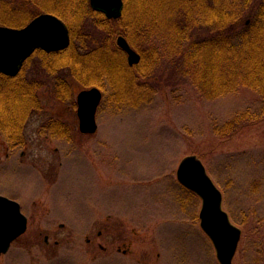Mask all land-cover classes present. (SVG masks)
I'll list each match as a JSON object with an SVG mask.
<instances>
[{"label":"rangeland","instance_id":"rangeland-1","mask_svg":"<svg viewBox=\"0 0 264 264\" xmlns=\"http://www.w3.org/2000/svg\"><path fill=\"white\" fill-rule=\"evenodd\" d=\"M163 61L149 98L116 102L106 91L97 132L83 134L75 103L86 87L71 80L73 99L61 102L40 59L30 60L26 77L47 83L44 110L23 145L0 132V195L21 205L28 230L0 264H220L200 227L201 199L177 180L189 155L203 162L243 230L233 264H264V100L247 88L208 99L180 60ZM247 111L259 117L218 135ZM54 121L69 131L51 129Z\"/></svg>","mask_w":264,"mask_h":264},{"label":"trees","instance_id":"trees-1","mask_svg":"<svg viewBox=\"0 0 264 264\" xmlns=\"http://www.w3.org/2000/svg\"><path fill=\"white\" fill-rule=\"evenodd\" d=\"M123 1V15L115 20L90 0H0V26L23 28L50 13L71 33L67 49H38L17 77L0 73V132L12 145L25 143L26 126L44 110L40 91L47 83L25 75L33 57L53 77L55 96L64 103L73 99L71 80L104 94L111 90L116 102L146 100L155 89L148 81L164 59L180 60L183 76L208 99L247 88L264 100V0ZM119 36L139 54L138 65H129ZM258 117L243 112L217 133L229 136ZM50 128L69 131L59 121Z\"/></svg>","mask_w":264,"mask_h":264},{"label":"water","instance_id":"water-1","mask_svg":"<svg viewBox=\"0 0 264 264\" xmlns=\"http://www.w3.org/2000/svg\"><path fill=\"white\" fill-rule=\"evenodd\" d=\"M91 7L105 14L108 19H120L123 0H90ZM118 45L128 55L130 66L139 63V54L123 37ZM71 34L59 17L43 13L23 28L0 26V73L16 77L25 61L37 50L48 53L67 49ZM103 99L102 91L93 87L82 90L77 96L79 129L83 134H94L98 130L97 111ZM179 183L196 194L202 201L199 214L200 226L211 240L220 264H233L242 229L233 224L223 207V193L209 176L203 162L196 155L186 156L177 169ZM28 218L21 205L0 195V256L8 253L12 243L26 233Z\"/></svg>","mask_w":264,"mask_h":264},{"label":"flooded vegetation","instance_id":"flooded-vegetation-1","mask_svg":"<svg viewBox=\"0 0 264 264\" xmlns=\"http://www.w3.org/2000/svg\"><path fill=\"white\" fill-rule=\"evenodd\" d=\"M45 240H46V242H48L49 241L48 237H46Z\"/></svg>","mask_w":264,"mask_h":264}]
</instances>
